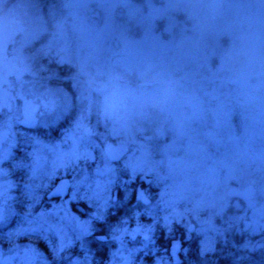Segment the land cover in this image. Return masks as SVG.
<instances>
[{
    "label": "clouds",
    "instance_id": "clouds-1",
    "mask_svg": "<svg viewBox=\"0 0 264 264\" xmlns=\"http://www.w3.org/2000/svg\"><path fill=\"white\" fill-rule=\"evenodd\" d=\"M0 264H264V0H0Z\"/></svg>",
    "mask_w": 264,
    "mask_h": 264
},
{
    "label": "rangeland",
    "instance_id": "rangeland-1",
    "mask_svg": "<svg viewBox=\"0 0 264 264\" xmlns=\"http://www.w3.org/2000/svg\"><path fill=\"white\" fill-rule=\"evenodd\" d=\"M125 192L123 193L122 191L119 193V197L122 200L124 198Z\"/></svg>",
    "mask_w": 264,
    "mask_h": 264
},
{
    "label": "flooded vegetation",
    "instance_id": "flooded-vegetation-1",
    "mask_svg": "<svg viewBox=\"0 0 264 264\" xmlns=\"http://www.w3.org/2000/svg\"><path fill=\"white\" fill-rule=\"evenodd\" d=\"M132 187L135 188V185H133ZM123 193H124V192H123ZM132 198H133V200L135 199V193H133V197H132ZM180 238L183 239L182 236H181Z\"/></svg>",
    "mask_w": 264,
    "mask_h": 264
}]
</instances>
